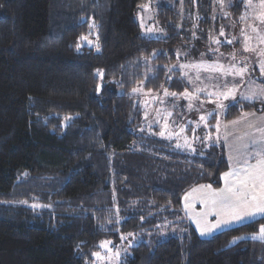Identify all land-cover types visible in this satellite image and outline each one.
<instances>
[{
  "label": "trees",
  "instance_id": "16d2710c",
  "mask_svg": "<svg viewBox=\"0 0 264 264\" xmlns=\"http://www.w3.org/2000/svg\"><path fill=\"white\" fill-rule=\"evenodd\" d=\"M145 1L0 0V264H91L102 241L130 233L142 241L119 264H264L250 237L264 218L207 238L179 218L182 195L219 186L228 163L222 144L186 153L140 130L134 87L187 88L171 67L174 28L139 35ZM91 23L97 50L77 49ZM262 110L235 100L223 119Z\"/></svg>",
  "mask_w": 264,
  "mask_h": 264
},
{
  "label": "rangeland",
  "instance_id": "374dc122",
  "mask_svg": "<svg viewBox=\"0 0 264 264\" xmlns=\"http://www.w3.org/2000/svg\"><path fill=\"white\" fill-rule=\"evenodd\" d=\"M162 7L174 10L177 19L173 21V18H169L166 25L161 24L157 12ZM261 12H264V9L260 7L259 0H251V6H248L247 0H146L138 5L134 15L139 35L146 39L168 40L171 32L167 27L174 28L173 33L179 36V42L171 47L175 56L171 67L180 72L181 78L187 84V88L182 92L165 87L156 88L157 86L145 89L142 84L134 87L136 91L132 89L129 95L133 96L136 107L141 111L140 130H159L158 136L161 139L172 142L175 149L186 153H201L209 145L224 143L226 147L228 168L220 175L221 186L198 184L181 197L182 215L179 218H186L202 238L239 223L201 235L202 228L211 227L217 220L214 212L206 217L197 215L205 211V206L200 200L207 188L201 186L223 188L225 182L222 176L230 167L236 166V157L264 149V97L243 99L253 91L259 93L264 89V77L260 75L258 67L260 60L264 59L261 56V53H264V43L260 42L264 37V23L258 19ZM221 31L223 35L220 34ZM83 37L87 39L80 38V46L85 45L97 50L93 23L90 24L88 34ZM217 40L219 43L215 42ZM246 45L252 50L245 51ZM198 64L223 66L225 72L233 68V65L235 68L233 74H225L211 68L206 70L203 67H188ZM246 64L249 72L243 77L234 75L235 69L243 68ZM198 89L200 91H197ZM230 89L234 90L235 98L225 99L222 93ZM185 92L190 95H182ZM235 100L257 101L263 110L258 113L242 111L236 117L223 119L225 109L234 104ZM221 103L227 107L222 109ZM202 116L205 117L203 121L200 119ZM161 131L164 132L163 136L160 135ZM178 144L180 147H177ZM230 157L233 159L230 160ZM251 162L254 163L255 160ZM186 204L189 208L185 207ZM253 218L257 216L242 222ZM261 225H264V222ZM260 227L250 237L263 241L264 239L259 238ZM173 230L164 229L160 236L165 238L173 234ZM140 241V235L131 233L120 234L117 240H104L102 242L110 243L106 248L101 247L102 242L100 243L97 253L102 259L94 255L91 264H119L130 248ZM236 241L238 239L234 242Z\"/></svg>",
  "mask_w": 264,
  "mask_h": 264
},
{
  "label": "snow or ice",
  "instance_id": "6c2138e0",
  "mask_svg": "<svg viewBox=\"0 0 264 264\" xmlns=\"http://www.w3.org/2000/svg\"><path fill=\"white\" fill-rule=\"evenodd\" d=\"M248 6H251V0H247ZM260 7L264 9V0H259ZM242 19L244 17H241ZM258 19L264 23V12H261L258 15ZM143 26V25H142ZM151 31V29H149ZM223 35V31L220 33ZM81 39H87L86 37H81ZM219 43V41H215ZM261 43H264V37L261 38ZM228 43H232V41H228ZM77 49L80 48V44L77 43ZM252 49L245 46V51H251ZM261 56L264 57V53H261ZM183 67V66H182ZM188 67L193 68H211L213 71L225 72L223 66L213 67L211 65H189ZM259 70L260 75L264 77V59H261L259 62ZM233 68L226 70L225 74H233ZM249 72V68L247 64L243 68L235 69L234 75L241 76L245 73ZM199 78V77H197ZM100 90V86H97V91ZM136 91V89H133ZM197 91H200L199 89ZM166 95L175 96V93H166ZM185 96H189L187 92L184 94ZM225 99L229 97L235 98L234 90H229L227 92L222 93ZM259 97H264V89H261L259 93L253 91L250 95L244 96L245 100H253ZM191 108V104L189 105ZM220 107L223 109L227 107V105L221 103ZM171 115V113H169ZM201 121L205 119V117L200 118ZM167 125H165V128ZM160 135L163 136L164 132L161 131ZM177 147H180L178 144ZM190 147V145H189ZM233 159L230 157V160ZM236 159V166L230 167L229 171L225 172L222 176L224 180V187L221 189H212L211 185L201 186L202 188H207V191L204 193L200 202L205 206V211L201 213H197L200 216H207L211 213H215L217 216V220L211 227H205L201 229V235H205L211 232L214 229L226 228L233 223H240L244 220L250 219L256 216L264 217V149L257 151L255 153H247L244 156H238ZM255 162H251L252 160ZM187 200V197H185ZM35 207V206H34ZM186 208H189V205H185ZM199 227V222H197ZM260 236L259 238L264 239V225L260 227ZM255 238V237H254ZM235 239H241L240 237ZM110 242H102L101 247H107ZM93 255L100 257L99 253H94ZM117 255H119L117 253Z\"/></svg>",
  "mask_w": 264,
  "mask_h": 264
},
{
  "label": "crops",
  "instance_id": "0c3cea01",
  "mask_svg": "<svg viewBox=\"0 0 264 264\" xmlns=\"http://www.w3.org/2000/svg\"><path fill=\"white\" fill-rule=\"evenodd\" d=\"M256 112V111H255ZM258 113V112H257ZM238 116V115H237ZM257 116V115H256ZM223 147H224V151L226 150V147H225V145H224V143H223ZM225 155H226V152H225ZM227 160V159H226ZM220 186H221V184H220ZM259 218H264V217H262V216H257V218H253V219H251L250 221H252V220H256V219H259ZM245 222H249V221H245ZM245 222H241V223H239V224H242V223H245ZM239 224H236V225H239ZM236 225H234V226H236ZM230 228V227H229ZM195 229V228H194ZM264 241V240H263Z\"/></svg>",
  "mask_w": 264,
  "mask_h": 264
}]
</instances>
